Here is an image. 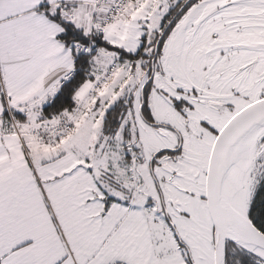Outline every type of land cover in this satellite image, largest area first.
<instances>
[{"label": "snow or ice", "instance_id": "6c2138e0", "mask_svg": "<svg viewBox=\"0 0 264 264\" xmlns=\"http://www.w3.org/2000/svg\"><path fill=\"white\" fill-rule=\"evenodd\" d=\"M0 264H264V0H0Z\"/></svg>", "mask_w": 264, "mask_h": 264}]
</instances>
